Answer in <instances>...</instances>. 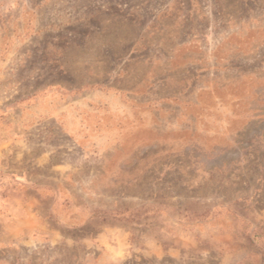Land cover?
<instances>
[{
  "label": "rangeland",
  "instance_id": "obj_1",
  "mask_svg": "<svg viewBox=\"0 0 264 264\" xmlns=\"http://www.w3.org/2000/svg\"><path fill=\"white\" fill-rule=\"evenodd\" d=\"M0 138V264H264V0H0Z\"/></svg>",
  "mask_w": 264,
  "mask_h": 264
},
{
  "label": "crops",
  "instance_id": "obj_2",
  "mask_svg": "<svg viewBox=\"0 0 264 264\" xmlns=\"http://www.w3.org/2000/svg\"><path fill=\"white\" fill-rule=\"evenodd\" d=\"M5 143L0 138V238L11 239L18 233L15 234L14 229L28 227V222L42 219L37 213V204H40L37 196L46 194L37 192V188L41 191L40 186L30 173L23 168L19 171L12 165L11 162L16 163L18 156L13 146L6 149L3 146Z\"/></svg>",
  "mask_w": 264,
  "mask_h": 264
}]
</instances>
